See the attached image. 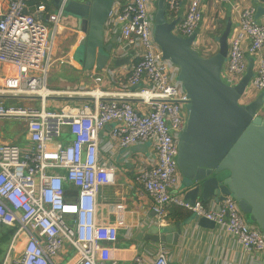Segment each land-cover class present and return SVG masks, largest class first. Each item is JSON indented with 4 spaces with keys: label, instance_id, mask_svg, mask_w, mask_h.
Segmentation results:
<instances>
[{
    "label": "built area",
    "instance_id": "2783aa9c",
    "mask_svg": "<svg viewBox=\"0 0 264 264\" xmlns=\"http://www.w3.org/2000/svg\"><path fill=\"white\" fill-rule=\"evenodd\" d=\"M30 1L8 0L7 9L0 6V65H11L16 71L6 82L0 77V123L20 120L28 140L27 145L0 143V225L16 228L0 264H58L67 245L74 255L64 264H117L100 259L101 250L114 246L119 236V226L106 223L98 206L101 186L112 180L99 157L100 133L107 126H111L110 145L116 143L124 150L147 142L153 145L157 161L139 165L138 181L153 201L158 224L166 221L171 206L183 208L224 225L245 250L264 256V230L248 221L233 196L227 195L214 208L202 200L191 203L176 192L181 179L179 140L190 98L176 78L179 66L164 58L155 40L152 0L114 5L108 17L137 59L127 77L135 89L115 97L135 98L138 104L102 100L101 94L60 111L49 110L45 104L35 107L5 100L7 94L42 95L53 64L54 34L67 18L68 0L48 12L51 26L37 17L47 13V4L40 2L31 11ZM186 1L166 0L173 19ZM237 13L222 77L229 85L239 84L249 59L254 58V75L240 100L247 104L264 92V23L256 19L255 6L237 7ZM201 20L202 0H190L175 31L189 37ZM260 114L264 116V106ZM65 127L70 139L64 137ZM132 264H143V255L136 253ZM153 264H171L164 243L159 244Z\"/></svg>",
    "mask_w": 264,
    "mask_h": 264
},
{
    "label": "crops",
    "instance_id": "0c3cea01",
    "mask_svg": "<svg viewBox=\"0 0 264 264\" xmlns=\"http://www.w3.org/2000/svg\"><path fill=\"white\" fill-rule=\"evenodd\" d=\"M129 0H118L115 5L127 3ZM158 0H152L153 6ZM47 4V13L44 14L43 22L49 26L48 12H54L57 6L54 0H39ZM190 0H187L176 18H183L185 9ZM264 5L262 0H232L224 2L221 0H202V20L197 29V39L194 48L199 52L200 46H210L213 54L218 51L213 38L214 33H222V27L229 18L233 21V27L237 25V7ZM36 5V4H35ZM34 5V6H35ZM0 6L8 7V0H0ZM34 6L31 7L33 11ZM42 14V13H41ZM39 15V14H38ZM37 15V16H38ZM173 19L174 14H169ZM108 18L106 37L110 41L114 34H118V42L115 47L118 50L117 58L131 56L129 63H121L116 66H106L104 70L94 67L86 70L78 61L77 49L85 37V33L77 28V23H69L68 18L61 21L59 28L54 34L53 64L51 66L47 89L49 93L40 95L41 98L31 97L39 94H27L16 96L5 95L9 99H18L26 105L40 107L45 104L48 108L52 105L59 111L66 105H81L90 102L86 97H93L92 92L104 95L103 98L115 97L119 93L132 91L135 88L127 83L130 66L137 62L133 47L121 40L120 31L112 26ZM259 21L264 22V17ZM218 33V34H219ZM218 47V48H217ZM16 75L15 68L11 65H0V77L6 82L9 77ZM100 78V80L98 79ZM178 78V76H176ZM52 92V93H51ZM54 92V93H53ZM29 96V97H28ZM49 97L45 99V97ZM10 97V98H8ZM59 97H72L63 99ZM129 98V97H125ZM135 99V98H129ZM135 105L138 101L135 99ZM19 132L12 134L7 132L0 123V143L18 142L22 137L24 140L20 145H27L25 124ZM110 129L107 126L100 133L99 157L101 163H105L112 180L103 184L98 194L99 215L106 223H116L119 226L118 241L114 246H108L101 250L100 259L117 264H132L136 253L143 255V264H153L160 243L153 236L160 234L164 229L168 234L177 232V225H181L182 232L176 244L164 243L169 250L171 264H264V256L257 250H245L234 237L228 234L224 225L216 224L214 227L203 226L195 219L196 214L171 206L167 212L166 221L158 224L156 213L153 209V201L145 191L143 185L138 181L139 165L141 163L152 164L157 161L153 145L147 142V151H135L133 147L128 150L119 148L116 143L110 145ZM65 127L64 132H67ZM70 139L69 135H64ZM19 144V142H18ZM183 178L180 179V187L176 191L182 195ZM199 200H202L201 198ZM209 204L218 208V204L212 199ZM74 255L70 246H65L63 253L58 259V264H64Z\"/></svg>",
    "mask_w": 264,
    "mask_h": 264
},
{
    "label": "water",
    "instance_id": "95a60500",
    "mask_svg": "<svg viewBox=\"0 0 264 264\" xmlns=\"http://www.w3.org/2000/svg\"><path fill=\"white\" fill-rule=\"evenodd\" d=\"M63 0H54L60 7ZM118 0H68L65 16L69 23L85 33L79 49V63L86 70L96 67L129 63L131 56L117 58L115 45L119 35L108 41L106 27L110 10ZM44 18V14L37 16ZM256 19L264 17V5L256 8ZM180 18L167 15L166 0H158L154 15L155 40L165 59L179 66V80L187 92V123L180 135L178 165L183 177L182 192L185 200L195 203L215 200L217 204L227 195L239 203L248 221L264 230V92L255 95L247 104L240 102L254 75V58L249 59L246 75L239 84H227L222 72L229 52V36L233 28L231 18L221 33L218 51L202 56L195 48L197 32L184 37L175 32ZM29 97V96H28ZM38 97L41 96H31ZM10 98V97H8ZM49 97H45L48 99ZM70 99L72 97H59ZM73 99V98H72ZM93 101V97L83 98ZM124 100L129 98H102V100ZM147 143L133 147L135 151H147ZM220 210V207H219ZM203 226L214 227L216 223L199 215L195 216ZM153 236L156 241L176 244L182 232Z\"/></svg>",
    "mask_w": 264,
    "mask_h": 264
},
{
    "label": "rangeland",
    "instance_id": "374dc122",
    "mask_svg": "<svg viewBox=\"0 0 264 264\" xmlns=\"http://www.w3.org/2000/svg\"><path fill=\"white\" fill-rule=\"evenodd\" d=\"M155 5H157V2L155 3ZM264 23V22H263ZM225 29V25L222 27V29H221V32H223V30ZM176 32V31H175ZM219 33V32H218ZM214 33L213 34V38L212 39H214V43H215V45L216 46H218V39H219V37H220V35H221V33ZM218 48V47H217ZM77 52L78 53H76V56L77 57H79V55H80V53L82 52V49H77ZM199 53L202 55V56H204V57H209V56H211L212 55V53H213V50H212V48L210 47V46H206V45H202V46H200V50H199ZM8 104H16V105H26V104H24V102H21V101H19L18 99H9V102H8ZM48 109L49 110H56V108L55 107H53L52 105H49L48 106ZM60 111V110H59ZM2 126L4 127V129L7 131V132H10V133H12V134H17L18 132H19V129L21 128V126H22V124H21V121L20 120H18V119H7V120H4L3 122H2ZM67 130H68V128H67ZM24 140V137H22V139H21V141H18L19 142V144L20 143H22V141ZM17 142V143H18ZM181 178H183L182 177V174H181ZM22 246H20L19 247V249L21 248ZM3 258H5V256H3V255H1L0 256V260L1 259H3ZM4 260V259H3ZM1 262H3V261H1ZM0 262V263H1Z\"/></svg>",
    "mask_w": 264,
    "mask_h": 264
},
{
    "label": "trees",
    "instance_id": "16d2710c",
    "mask_svg": "<svg viewBox=\"0 0 264 264\" xmlns=\"http://www.w3.org/2000/svg\"><path fill=\"white\" fill-rule=\"evenodd\" d=\"M264 2V0H262ZM40 3L39 0H31L30 4L31 6H34L35 4ZM67 135V133L65 134ZM69 189V193H70ZM206 204H209V201H204ZM16 231V228L14 227H9L6 225H0V256L6 255V252L8 250L9 244L11 242V239ZM4 259V258H3ZM3 259L0 260L3 261Z\"/></svg>",
    "mask_w": 264,
    "mask_h": 264
},
{
    "label": "bare ground",
    "instance_id": "6f19581e",
    "mask_svg": "<svg viewBox=\"0 0 264 264\" xmlns=\"http://www.w3.org/2000/svg\"><path fill=\"white\" fill-rule=\"evenodd\" d=\"M98 91V90H97ZM96 92H92L91 94L94 96H99V93ZM50 91L46 88L45 90H42L41 93L45 94L44 96H46L47 93H49ZM52 93V92H51ZM54 93V92H53Z\"/></svg>",
    "mask_w": 264,
    "mask_h": 264
}]
</instances>
